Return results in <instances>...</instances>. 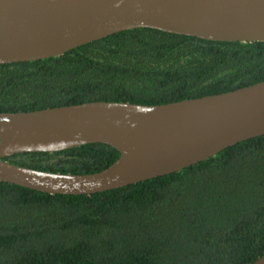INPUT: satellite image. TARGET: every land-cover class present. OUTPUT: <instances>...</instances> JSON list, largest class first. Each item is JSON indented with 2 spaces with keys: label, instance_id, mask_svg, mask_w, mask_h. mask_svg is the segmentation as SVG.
Masks as SVG:
<instances>
[{
  "label": "trees",
  "instance_id": "obj_1",
  "mask_svg": "<svg viewBox=\"0 0 264 264\" xmlns=\"http://www.w3.org/2000/svg\"><path fill=\"white\" fill-rule=\"evenodd\" d=\"M264 81V42H219L151 28L0 65V111L94 101L158 105ZM120 153L87 144L5 158L91 174ZM264 255V135L180 172L92 195L0 181V264H251Z\"/></svg>",
  "mask_w": 264,
  "mask_h": 264
},
{
  "label": "water",
  "instance_id": "obj_2",
  "mask_svg": "<svg viewBox=\"0 0 264 264\" xmlns=\"http://www.w3.org/2000/svg\"><path fill=\"white\" fill-rule=\"evenodd\" d=\"M141 28L219 42H264V0H0V65L62 56ZM264 135V81L158 105L94 101L0 111V181L48 194L92 195L180 172ZM106 144L120 157L91 174L5 160ZM251 264H264V255Z\"/></svg>",
  "mask_w": 264,
  "mask_h": 264
}]
</instances>
